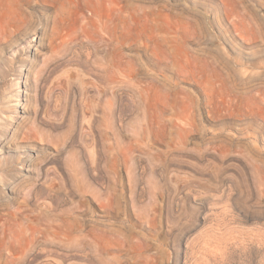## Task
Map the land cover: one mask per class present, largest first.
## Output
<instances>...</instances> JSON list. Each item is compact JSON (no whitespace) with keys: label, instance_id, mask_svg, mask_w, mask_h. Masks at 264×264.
Segmentation results:
<instances>
[{"label":"rangeland","instance_id":"1","mask_svg":"<svg viewBox=\"0 0 264 264\" xmlns=\"http://www.w3.org/2000/svg\"><path fill=\"white\" fill-rule=\"evenodd\" d=\"M0 1V36L29 10L44 30L8 55L37 45L36 69L55 65L51 122L32 114L20 139L33 131L32 181L61 195L50 213L17 210L30 187L0 184V264H21L32 231L36 264H264V0ZM6 74L12 122L24 86Z\"/></svg>","mask_w":264,"mask_h":264},{"label":"bare ground","instance_id":"2","mask_svg":"<svg viewBox=\"0 0 264 264\" xmlns=\"http://www.w3.org/2000/svg\"><path fill=\"white\" fill-rule=\"evenodd\" d=\"M5 1L6 0H2V3L5 2ZM25 1L30 2V0H25ZM167 3H168V0H167ZM0 5H1V1H0ZM29 11L24 12L23 16L20 18V20H19V22H17V24H13L14 28L10 32H8L5 36L4 35L0 36V77H1V79H3L7 72H12L13 75H16L15 77H16V80H17V85L21 84L18 80H22L23 86H24V89H23L22 93H21V90H17V97L21 98V96H22L23 102L20 103L21 99H19L16 102V104L18 103L19 105L18 106L17 105H15V106L13 105V107H15L16 110L19 109V111L21 113V117H19L18 114H17L15 116V118H14L15 121H13V118H12V120H11L12 122H9L8 119L10 118L11 115L8 117L7 116L8 114H7L6 116L8 118L6 119L4 117L6 112L5 113L2 112V113H4V115L0 114V155L3 157V158H1L2 160L0 159V179H1L0 180L1 181L0 184L3 183V187L6 186V188H8L10 195L15 193V188H17V186L18 187H21V186H29L30 187V190L32 191L31 192L32 195L30 194L31 195L30 197H32V199H35V200H33L34 203H33V201H29L26 198L24 201H21L18 204L17 210H20L22 207L24 208V207L31 206V207L35 208L37 213H44V212L45 213H50L51 209L54 208V206L52 208V203L55 201V199L59 200L61 198V195L58 194V192L54 189V187H52V185H51V187L48 186L47 187L48 189H47L46 186H44L43 183L40 182V180L37 181V182H33L32 181L33 173H34V170H35L34 169L35 168V163L34 162L37 159V157H39L40 150L37 147H35V146L27 145V142H25L28 138L31 139L32 135L34 136V134L32 133L33 132L32 130L28 129V130H30L32 132L24 131V136H22L21 139H20V132H23L21 130H22V128H24L26 126V124H27L26 121H28L30 119L32 114L34 115V118H35L32 121V124H33L32 126H37V124L38 125L39 124L43 125L45 121L48 122V121L51 120V118L48 116L47 104L50 101L49 98H52V96H50L51 92H48L47 89L49 90V88H48V83L50 82L49 75H50V73H52V70L55 69L54 68L55 65L53 63L45 62V65H46V69L45 70H43L42 68L36 69L35 61H36L37 52L39 50L37 45H36V47L34 49H32V56H30V54H29V56L31 58H29V60L27 59V61H25L23 59H18L15 56H12L10 58L9 55H8L9 52H15V51H17V49H20L21 51L22 50L23 51L26 50L27 49V45L29 44L28 43L29 42V37H31V38L32 37H37L38 38V44H40V45L43 44V37H44L43 36V31L44 30H42L43 27L38 22L39 18L37 16H35V13H32V11L31 12H29ZM70 51H71L70 59H78V56H79V53H80V52H78L79 50H76V48L75 49L72 48V49H70ZM260 64H261V62H260ZM261 66H262V64H261ZM24 67H25V69H23ZM43 68H45V67H43ZM246 68H248V67H246ZM23 70H25L26 72H24ZM246 71L249 72V70H246ZM258 71H261V70H258ZM33 75H35L34 76V80H35L34 90H32V87H33L34 84L31 83V77ZM51 76H53V75H51ZM67 81H70V80L67 79ZM15 83H16V81H15ZM69 83L71 84V82H69ZM1 85H3L2 82L0 83V86ZM67 85H68L67 93H69V96H71L70 93H71L72 87L69 84H67ZM20 88H21V86H20ZM5 90H8V89H5ZM32 91H34V93ZM2 92H3V89H2V87H0V93H2ZM59 96H61V95H59ZM55 98H57V96ZM59 100H60V97H59ZM3 101H4V99H3ZM69 102H70V99L67 97V99L64 102V106H63L64 109H62L64 113L66 111L68 113V109L70 107V103ZM2 104H0V105H2ZM5 104H7V103H5ZM58 105H59V102H58ZM52 106L53 105H51V107ZM55 107L57 109L59 108L56 105H55ZM2 108H4V107H2ZM0 111H3V110H0ZM50 112H51V109H50ZM62 115H63V113H62ZM64 115H67V114H64ZM68 117H69V115H68ZM49 118H50V120H49ZM64 121H65V119H64ZM32 128H34V127H32ZM25 129H26V127H25ZM30 141H28V142H30ZM33 154L36 155V156H33ZM140 160L138 161L139 167L142 165V163H141L142 160L141 161ZM53 162H55V160H53V159L44 160V162L42 164L43 165V169L44 168L47 169V167ZM143 166H144L143 168H145L144 163H143ZM143 168L141 170H143ZM157 168H159V171L160 170H161V172L163 171L162 173H166L168 171L166 163L165 164L161 163V166H159V167L157 165H155L156 171H157ZM168 169H169V167H168ZM128 173H130V172H128ZM140 173L142 174V171ZM143 174H142V176H143ZM138 177L142 178L140 175ZM132 178H133V176H132ZM132 178H130V181H131V182L129 181L130 184L133 183L132 182ZM139 178H138V180H139ZM135 179H133V180H135ZM138 184L140 185L141 182L140 183L136 182V186ZM13 185L16 186V187L14 188ZM137 187H135V190L138 189L136 195L140 194V196H141V194H142V193H140V188L141 187H139V188H137ZM24 188H26V187H24ZM162 190H163V188H162ZM131 191L134 192V186H132V185H131ZM164 193L167 194V190H165ZM42 197H46V198L50 197V199H52V200L49 199L48 201H46V199H43ZM135 198L137 199V197H135ZM134 200L135 199H132L131 202L133 203ZM136 203H138V202H136ZM9 204H10V201L7 202V200L5 201L0 196V209H2V208L3 209L4 208L7 209ZM133 205H134V203H133ZM118 209H119L118 211H126L127 210V206L125 205L124 201L119 202ZM142 215H143V213H142ZM154 216H155V214H154ZM124 218H125V216H124ZM20 229H21V232H24V229L22 227H20ZM1 230L4 233H6L4 228H0V231ZM44 250H46L45 247H43L41 245V243L39 244V241H38V238H37L35 232L32 231L29 234V239H28V243H27L26 247L22 250L23 251L22 252V256L23 257L21 255H19L18 256L19 257L18 261L21 264H33L36 261L38 262L39 258L41 257L40 254L42 252L44 253ZM48 250L52 252V248H49ZM1 252L2 251L0 250V253ZM43 253H42V255H43ZM52 255H54V254H52ZM70 255H69V257H70ZM7 259H9V258H7ZM53 260H54V258H53ZM57 260L58 259H56V261ZM60 260H62V259L59 258L58 263L60 262Z\"/></svg>","mask_w":264,"mask_h":264}]
</instances>
